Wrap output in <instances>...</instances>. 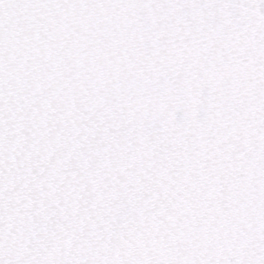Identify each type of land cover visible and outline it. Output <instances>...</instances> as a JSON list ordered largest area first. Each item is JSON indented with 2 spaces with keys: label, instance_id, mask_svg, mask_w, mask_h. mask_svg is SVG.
<instances>
[{
  "label": "snow or ice",
  "instance_id": "snow-or-ice-1",
  "mask_svg": "<svg viewBox=\"0 0 264 264\" xmlns=\"http://www.w3.org/2000/svg\"><path fill=\"white\" fill-rule=\"evenodd\" d=\"M0 264H264V0H0Z\"/></svg>",
  "mask_w": 264,
  "mask_h": 264
}]
</instances>
